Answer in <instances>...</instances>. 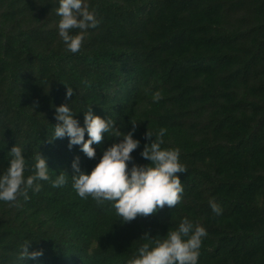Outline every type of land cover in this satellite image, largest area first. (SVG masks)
Returning <instances> with one entry per match:
<instances>
[{"label": "trees", "instance_id": "obj_1", "mask_svg": "<svg viewBox=\"0 0 264 264\" xmlns=\"http://www.w3.org/2000/svg\"><path fill=\"white\" fill-rule=\"evenodd\" d=\"M87 3L100 24L72 53L58 35V0H0V172L17 145L25 177L39 152L51 178L27 201H0V264H126L184 217L207 231L199 264H264V0ZM68 103L81 126L90 106L119 131L135 129L129 167L150 163L147 131L166 129L162 147L179 148L186 167L180 203L121 222L111 202L79 197L74 158L90 172L119 138L106 133L95 159L67 137L51 140L55 107ZM61 171L66 183L54 188ZM27 241L43 254L21 259Z\"/></svg>", "mask_w": 264, "mask_h": 264}, {"label": "clouds", "instance_id": "obj_2", "mask_svg": "<svg viewBox=\"0 0 264 264\" xmlns=\"http://www.w3.org/2000/svg\"><path fill=\"white\" fill-rule=\"evenodd\" d=\"M56 15L60 17L57 24L58 35L66 49L72 53L81 49L88 30L95 29L100 24L95 9L90 8L87 0H58ZM73 30L78 31L74 33ZM65 95L66 98L72 97L73 88L67 86ZM150 95L154 103L162 99L159 90L152 91ZM83 112L81 126L69 103L55 107L57 123L53 126L51 140L67 137L69 149L79 146L89 159H95L96 149L93 145H99L109 131L114 132L119 142L112 143L103 150L90 172L82 171L79 157L74 158L71 165L72 186L79 197L87 199L91 196L98 203L111 202L121 222H130L138 215L148 216L165 205L175 208L180 203L184 186L177 173L186 172V167L180 161L179 148L162 147L166 129L160 128L155 137L147 131L150 142L145 145L141 156L150 163H132L129 167L128 163L133 160L131 153L140 144L139 140L134 139L135 129L127 133L119 131L115 121L95 115L90 106ZM23 153L20 147L13 146L8 166L0 172L2 202L18 204V197L27 201L30 199L29 190L38 193L42 187L39 182L51 179L47 160L39 152L34 157L33 174L25 177L26 158ZM64 173L61 171L51 180L52 187H62L66 183ZM209 204L217 216L222 214L223 209L219 204L215 201H209ZM206 236L207 231L202 225H194L184 217L178 227L168 229L165 236H156L151 243L138 247L126 264H199V250ZM42 254V250L29 252L28 241L20 250L21 259H35Z\"/></svg>", "mask_w": 264, "mask_h": 264}]
</instances>
